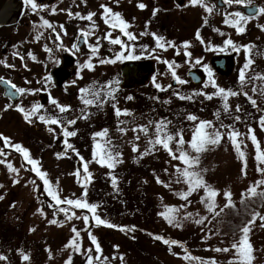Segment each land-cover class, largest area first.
Segmentation results:
<instances>
[{"label":"rangeland","instance_id":"rangeland-1","mask_svg":"<svg viewBox=\"0 0 264 264\" xmlns=\"http://www.w3.org/2000/svg\"><path fill=\"white\" fill-rule=\"evenodd\" d=\"M258 1L264 8V0ZM164 5L172 6L169 1ZM167 6L163 13L176 23V34L180 31L181 39L170 43L175 44V47H171L164 55V61L152 53L144 55L149 56L154 67L147 84L128 93L120 91L117 86L115 90L119 91H114V99L100 96L97 104L86 106L81 99L80 89L101 91L116 86L119 63L101 65L102 59L97 57V66L90 71L73 74L67 83L66 99L57 100L58 103L63 101L64 106L70 108L68 114L74 116L59 117L57 112L46 107H42L38 113L46 118L59 119L61 125H47L36 115L32 116V122L29 123L24 113L17 110L19 106L30 111L37 105V90L45 88L39 85L40 80L46 77L49 65L57 61L55 58L46 59L43 67L40 63L33 64L34 71L23 67L15 70L14 66L8 67V70L6 67L0 69V73L11 71L8 76L12 79L17 77L23 88L28 90L21 101L9 107L0 86V134L10 138L13 144L18 143L27 149L30 158L39 161L38 167L47 173L49 181V185H45L21 153L5 148L8 155L0 156V161H3L0 162V257H3L0 264H86L88 249H93L90 254L93 264H211L212 261L215 264H230L237 260L232 245L241 236L224 234L221 226L229 203L227 193H231V202H239L249 195L250 187L256 186V193L264 192V183H258L264 181V175L258 171L264 165L256 159V146L249 132L250 129L254 130L257 142L264 150V126L261 125V119L264 118V79H253L264 76V13L242 21L244 31L240 33L232 24L225 23L228 14L240 13L231 6L225 8L224 20L221 13L214 11L210 21L206 19V7L188 5L170 10ZM134 22L136 31L141 34L145 25L142 14ZM23 32L17 33L16 38ZM45 35L52 37L51 28L45 31ZM229 39L235 48L225 43ZM210 40L213 41V50H238L237 64L230 75L222 76L212 69L209 63L211 52L207 46ZM23 41L30 42L22 36L21 43ZM31 44L33 46L35 43ZM6 45V41H0L2 67V60H9L1 54ZM29 56L28 53L25 57L27 65L32 61L28 60ZM197 60L211 70V79L201 85H194L190 81L174 85L172 71L184 80L187 78L186 70L198 65ZM249 61L250 66L245 69ZM169 63L173 65L172 69H169ZM242 70L246 76L244 84L239 79ZM157 84L161 87L154 86ZM220 88L240 93L228 97L227 110L223 98L215 94ZM56 92L60 97L61 89ZM209 95L212 99L207 98ZM180 96L191 99H180ZM252 100L256 101L255 105L251 103ZM52 109L58 110V107L52 105ZM117 110L120 115H117ZM189 115L198 119L191 121ZM69 120H75L76 123L68 125ZM160 121L170 122L167 127L169 133H182L184 150L190 156L199 157V163L191 170L199 173L205 184L218 193L211 198L215 203L214 211L209 210L207 201L201 200L207 196L204 187L193 191L188 200L180 195L189 189L177 172V168L182 169L185 165L173 159L162 146L153 147L149 143L156 138V125ZM200 121L211 122L223 136L220 143L209 145L204 152L195 153L190 141ZM64 127L68 131H75L77 135L66 137L63 135ZM141 127H146L147 133L139 131ZM232 129L241 134L237 142L245 154L243 158L228 138ZM104 130H107L105 137L96 136V133ZM65 140L73 148H67ZM105 140L111 141V151L119 161L114 168L102 166L94 158L95 144L97 141L103 144ZM0 147H4L3 140H0ZM170 148L179 155L175 141L170 143ZM83 163H87L91 177L86 186V195ZM9 164L17 171H11ZM78 169L81 170L79 174ZM49 187L62 200L81 199L90 205H98L95 214L105 224H97L87 210L81 209H73L74 216L69 220L57 207H53L55 201L48 195ZM47 200L52 202V209L46 207ZM167 209L177 211L167 213ZM216 212L220 214L216 215ZM161 213L174 215L179 226L170 224ZM258 213L248 234L253 257L251 264H264V220L260 218L264 217V205ZM86 214L89 215L88 221L83 218ZM197 220H203L204 223L198 224ZM107 224L115 227H107ZM73 229L79 232L78 237ZM90 235L96 238L99 253ZM157 235L175 240L178 244L166 245L154 238ZM73 240H76L79 250L70 246ZM217 248H229L230 251L218 252L215 250ZM25 255L29 260L23 259ZM186 256L191 259H186Z\"/></svg>","mask_w":264,"mask_h":264},{"label":"flooded vegetation","instance_id":"flooded-vegetation-1","mask_svg":"<svg viewBox=\"0 0 264 264\" xmlns=\"http://www.w3.org/2000/svg\"><path fill=\"white\" fill-rule=\"evenodd\" d=\"M168 1L171 2L172 6H177V8L164 5V3L166 4ZM36 2L42 7L35 12L31 9L30 5L26 3L23 12L19 14L20 5L17 3V0H9L3 7L2 16L0 17V41L1 43L6 41L7 45L3 47L1 54L3 57L9 58V60H2L4 67L0 66V69L6 67L8 70V65H11L15 67V70L23 67L28 71H34L35 67L33 64L40 63L43 67L46 59L55 58L57 61H53L52 64L49 65L45 74L46 77L40 80L39 85L42 84L41 86H45V88L37 90L36 99L37 105H43L46 109L57 112L56 115L59 117L74 115L68 114V111L60 113L59 110L52 109V105L54 104H52L51 101L53 99L57 101L60 98L62 100L66 99L68 91L67 83L72 75L79 71L87 72L92 70L97 66V57H100L102 60L110 61L101 65L119 63L118 77L115 82L116 86H110L108 89L101 91V96L104 99H114V96H116L114 91H119L118 89L115 90L117 86L121 89L120 91H126V93H128L127 91L146 85L154 67L152 66L153 62L149 60V56L145 57L144 55L152 53L160 61H164V55L175 47V44L171 45L170 43L181 39L180 31L176 34V23L172 22L169 18L167 19L166 15L163 13L164 8L167 6L170 10H178L188 5L192 6L190 0H36ZM140 4L145 5V7H138ZM101 5L111 8L113 13H119L121 15L122 19L130 25L126 31L135 36L134 40H128L119 29H112L109 27V24L104 22V19H102L103 9ZM205 5L212 7V12L216 11L218 14L221 13L223 20L226 18V13L224 12L226 7L231 6L236 8L240 11L241 15L248 16L250 19L256 17L261 12L257 11L250 13V9H248L247 6L256 5L258 9L263 8L258 0H244V2L240 4L235 3V0H233L232 4L225 3V0H205ZM196 6L206 7L200 4ZM53 9H55V11H53ZM212 12L206 15L207 21L212 19ZM69 13H71V15H69ZM77 13H79V17L87 16L89 13H95V16L92 21H88L76 16ZM140 14H142L145 20V25L142 28L141 34L136 31L134 22ZM191 19H193V17H191ZM44 20H47L53 26V28H51L52 37H47L45 35V31L48 27L44 25ZM93 23L95 24V29L92 28ZM38 27H40V29ZM226 29H228V27H226ZM226 29L221 31V34ZM21 31L24 32L21 36L16 38L17 33ZM81 31L93 34L85 38L81 36ZM108 32H111L112 38L119 37L124 46L113 45L108 39H104L105 33ZM57 33L59 34V39L57 38ZM22 36L27 38L30 42L25 43V41H23L21 43ZM37 36L40 38L37 39ZM143 37H150L152 39L143 40ZM156 37L163 38L161 43L165 44V48L157 46ZM31 43H35L33 45L34 47ZM74 44L76 45L75 48H73ZM97 45H99L98 51L93 55L91 49L97 47ZM207 46L211 52L209 63L212 69H214L211 63L212 57L214 55L223 54H234L236 58V67L238 58L237 49L223 51L213 50L212 40L209 41ZM28 53L30 54L28 60L32 59L29 65H27V58H25L28 56ZM121 53H123L124 58L117 59V56ZM35 55H38V57ZM57 56H59V58H57ZM129 56L138 58L130 59L128 58ZM21 57H23V59H21ZM33 57H35V59H33ZM88 63H91L93 67H87ZM127 63H131L142 72L141 77L133 80L137 83L134 87H121L120 85L123 80V67ZM197 67H203L205 70L206 68L209 69L207 66L201 64L191 66L186 70L187 78L184 79V81H190L194 85H201L209 80L208 71H206L207 79L204 82L197 83L192 80L188 72ZM10 73L11 71L0 73V86L4 98L8 100V104L12 105L21 101L25 94L19 95L16 99H12L9 95H5V88L2 86L3 84H1L2 79L8 80L10 84H14L17 88H23L21 83L18 82L19 79L17 77L12 79L8 76ZM48 77H51V79H47ZM60 77H63L61 82H59ZM172 83L174 85L178 84L175 77H173ZM57 89H61L60 97L57 96ZM58 104L64 106V102L61 100Z\"/></svg>","mask_w":264,"mask_h":264},{"label":"snow or ice","instance_id":"snow-or-ice-1","mask_svg":"<svg viewBox=\"0 0 264 264\" xmlns=\"http://www.w3.org/2000/svg\"><path fill=\"white\" fill-rule=\"evenodd\" d=\"M190 2H191L192 6H196L198 4L206 6L205 0H190ZM243 2H244V0H235V3H237V4H240ZM26 3L30 5L31 9L34 12L38 11L40 9V7H42L41 5L37 4L36 0H26ZM225 3L232 4L233 0H225ZM138 7L144 8L145 5L140 4V5H138ZM101 8L103 9L102 19H104V22L106 24H109L110 28L119 29L122 32V34L128 38V40H134L135 39L134 35H132L128 31H126V29H128L130 27V25L122 19L121 15L119 13H113L112 9L108 8L105 5H101ZM206 10L208 13H211L213 11V8L210 6H206ZM53 11H55V9H53ZM258 11L261 13H264V8L258 9ZM69 15H71V13H69ZM76 16L79 17V13H77ZM94 16H95V13H89L87 16L79 17V18L85 19L88 21H92ZM228 17L229 18L225 19V23L232 24V26L236 27L237 31L240 33H242L244 31V27L242 26L241 22L242 21L246 22L248 19H250V17L241 15L239 12L230 13V14H228ZM43 23L46 27L53 28V26L47 20H44ZM92 28L95 29L94 23L92 24ZM90 34H93V33L81 31L82 37L87 38V36ZM36 38L39 39L40 37L37 36ZM57 38L59 39L58 33H57ZM197 38L198 39L200 38L199 33L197 34ZM104 39H108L109 42L113 45H122V47L124 46L122 40L119 37L112 38L111 32L105 33ZM162 39H163L162 37H156L157 46L160 48H165V44L161 43ZM225 43L227 45H232L235 48V46L233 45V42L230 39L227 40ZM187 46L188 45L186 44L185 47H187ZM75 47H76V45L74 44L73 48H75ZM98 47H99V45H97V47H93L91 49V52L93 55H95L97 53ZM223 50L224 49H221V51H223ZM186 55L190 56L191 54L186 53ZM122 58H124L123 53H121L120 55L117 56V59H122ZM128 58L135 59L138 57L129 56ZM21 59H23V57H21ZM33 59H35V57H33ZM108 62H110V61H107V60H101L100 61V63H108ZM111 62H115V61H111ZM165 63H168V62L165 61ZM199 63H200V61L197 60L196 64H199ZM8 66L11 67V65H8ZM249 66H250V61L246 62L244 67H245V69H248ZM87 67L92 68L93 65L91 63H88ZM168 67H169V69H172L173 65L171 63H169ZM206 71H208L209 78L211 79V76H212L211 70L206 68ZM172 75H173V77H175L177 79L178 83H180V84L187 83L186 81L181 80L178 77H176L175 71H172ZM47 79H51V77H48ZM239 79H240L241 84H244L246 82V76H245L244 70H242L240 72ZM253 79H264V76L253 77ZM213 86L215 87L214 81H213ZM156 87L160 88L161 86L159 84H157ZM169 87H171V85H169ZM11 88H13L15 90L14 92L11 93V95H13V96L18 95V94L22 95V94H25L26 92H28L27 89L17 88L14 84L11 85ZM162 90H164V89H162ZM101 91H97L93 88L80 89V92L82 93L81 99H82L83 103L86 106L92 105L93 103H98L99 98L101 96ZM215 94L219 95L223 98V100L225 101V110H227L228 97L239 95L240 93L220 88L218 90V92ZM245 95H246V93H245ZM88 96H92L93 98L89 99ZM179 98L180 99H191V97H186V96H180ZM207 98L212 99V96L209 95V96H207ZM129 99H131V97H129ZM51 103L58 107V110L60 113H64V112L70 110L69 107L60 106L58 104V102L54 99L51 101ZM251 103L253 105H255L256 101L252 100ZM9 107H11V105H9ZM42 107H43V105L38 104V105H35L30 111H25V109L23 107L18 106L17 110L24 113L25 119L28 120L29 123L32 122V119H31L32 116L36 115L37 119H39L41 122H43L47 125H61V121L57 118H46L44 115H38V113L40 112ZM237 110H239V107L237 108ZM120 114H121L120 111L117 110V115H120ZM84 118H87V117H84ZM188 119L191 121H196L198 118L194 115H189ZM237 119H239V118L237 117ZM75 123H76L75 120H69L67 122L68 125H72ZM169 123L170 122L160 121L156 125V138L153 140H150L149 143L152 144L153 147H155L156 145L162 146L166 151H168L172 155L173 159L180 160L185 165V167L182 169L177 168V172L179 173V176L181 178H183L184 182L189 185V189L187 192L180 193L182 198L185 200H188V197L192 194L193 191H196L200 187H204L207 190V196L202 197L201 200H202V202L207 201L209 210L214 211L215 203L213 200H211V198L215 197L218 193L214 190H211L210 187L205 184V182L203 181V179L199 173L191 170L195 167L196 164L199 163V157L198 156H190L184 150L183 146L185 144V141L183 139L182 133L177 132L175 135H173L167 131V127H168ZM261 125L264 126V118L261 119ZM208 129H212V131H208ZM50 130L55 131V129H50ZM121 131H123V129H121ZM139 131L147 133V128L141 127L139 129ZM249 132L251 134L250 138L256 146V151H257L256 159L259 162V164L264 165V150H261L260 145L257 142L256 136L254 135V130L250 129ZM106 134H107V130H104L103 132L96 133V136L97 137H105ZM63 135H65L66 137H73V136H76L77 133L75 131H68L67 127H64L63 128ZM240 135L241 134L238 131H236L235 129H232L228 133V138L233 141V144H234L236 151L238 152L240 157L243 158L245 154L243 151H241L240 143L237 142V137H239ZM222 136H223V134L218 129H215L214 125L211 122L200 121L198 123L194 133H193L192 139L190 141V147L192 150H194L195 153L204 152L207 150L209 145H216V144L220 143ZM137 139H139V137H137ZM0 140L4 141V147H0V156H7L8 155L5 152V148H12L14 151L21 153L22 157L26 161V163L32 165L31 170L34 171L43 180V183L45 185H49V181L46 178L47 173L42 172L40 170V168L38 167L39 161L30 158V155H29V152L27 149L23 148L22 145H20L18 143L13 144L10 141V138H5L2 136V134H0ZM172 141L176 142L177 152L179 153V155H177L175 152H172V149L170 148V143ZM65 144H66L67 148H69V149L73 148V145L68 143L67 140H65ZM110 145H111L110 140H105L103 144L100 141H97V143L95 144L96 151L94 153V158L102 166L106 165L109 168H114L115 163H117L119 161L117 159V156L113 155L111 148H110ZM134 150H138V149H134ZM77 155H78V153H77ZM0 162H3V161H0ZM8 167L11 171H17L15 168L12 167L11 164H9ZM245 168H246V161H245ZM82 170L84 173V176H83V186L85 187L84 195H86V186L91 181L90 174L88 173L87 163L82 164ZM80 171L81 170L78 169L77 174H79ZM258 171H260L261 174L264 175V167H259ZM242 172H243V174L246 175V171L244 169H242ZM16 182H18V181H16ZM115 182H116L115 177H113V183L115 184ZM158 182H160V181H158ZM258 183H264V181H260ZM248 192H249V194H251L253 196L257 195L256 186L250 187ZM48 195L51 196L53 198V200L55 201L53 207H57L58 211L61 213H64L69 220H71L74 216L73 209H81V210H87V213L92 215V218L95 220V222L97 224H100V225L105 224V221L103 219H101L100 216L95 214L98 205H96V204L90 205L89 203H87L86 201L81 200V199H75V200L64 199V200H62L58 197L57 192L52 187L48 188ZM261 195H264V193H261ZM226 198L229 201V203L226 206H232L231 205V199H230L231 193H227ZM0 199H2V197H0ZM60 205H67V207H59ZM176 211L177 210H175V209H167V213H175ZM167 213H161V215L165 216V218L168 219V222L170 224H174L176 226H179V221L176 220L175 216L174 215H167ZM215 214L219 215L220 213L216 212ZM188 215L191 216L190 213ZM258 216H259V213L254 214L252 219L250 221H248L247 224L240 229V231L242 233L241 238L238 242H236L232 245V249L236 250L237 260L234 262H230V264H251V260L253 259V257L251 255L252 248H251V245L249 243L248 234L251 230V225L254 224L255 219ZM83 218L85 219V221H88L89 215L86 214ZM260 218L262 220H264V217H260ZM53 222H55V221H53ZM196 223L202 224V223H204V221L203 220H197ZM106 226L107 227H115L114 225H111V224H107ZM132 230H134V229H132ZM73 231L75 232L76 236L78 237L79 232H76L75 229H73ZM154 238L156 240L162 241L166 245L178 244V242L175 240H168V239L161 237V236H158V235L155 236ZM90 239L95 244V250L97 251V253H99L100 248H99V245L96 244V238L94 236L90 235ZM70 246H72L76 250H79L77 247L76 240H73V242ZM215 250L218 252L219 251H224V252L230 251L229 248H224V249L217 248ZM87 251L89 253V256H88V259L86 261V264H93V257L90 255L91 252L93 251V249H88ZM98 258L99 257H97V259ZM185 258L191 259V257H188V256H186ZM0 259H3V257H0ZM23 259L27 261V260H29V257L27 255H25L23 257ZM211 264H215V261H212Z\"/></svg>","mask_w":264,"mask_h":264},{"label":"water","instance_id":"water-1","mask_svg":"<svg viewBox=\"0 0 264 264\" xmlns=\"http://www.w3.org/2000/svg\"><path fill=\"white\" fill-rule=\"evenodd\" d=\"M9 0H0V17L2 15V9L5 4ZM19 2V14H21L25 8L26 0H17ZM250 9V13H254L258 11L256 5L247 6ZM212 64L214 65L215 69L223 74L228 75L234 71L235 67V55L234 54H223V55H214L211 59ZM131 63H127L123 67V80L121 82V87H134L137 83L133 80L142 76V72ZM188 74L191 76L192 80L197 83L204 82L207 79L206 70L203 67H197L189 70ZM63 77H60L59 82H61ZM2 84L6 88L5 95H9L12 99H16L19 97L18 95H11L12 92L15 90L11 88V85L8 80L2 79ZM176 81V80H175Z\"/></svg>","mask_w":264,"mask_h":264},{"label":"trees","instance_id":"trees-1","mask_svg":"<svg viewBox=\"0 0 264 264\" xmlns=\"http://www.w3.org/2000/svg\"><path fill=\"white\" fill-rule=\"evenodd\" d=\"M264 192H258L257 195L251 194L243 197L239 202H231L232 206H227L224 212L221 231L226 234H240V229L250 221L254 214L258 213L261 207L264 205ZM51 201H46V207H50Z\"/></svg>","mask_w":264,"mask_h":264}]
</instances>
